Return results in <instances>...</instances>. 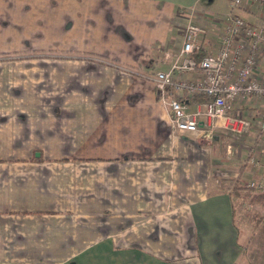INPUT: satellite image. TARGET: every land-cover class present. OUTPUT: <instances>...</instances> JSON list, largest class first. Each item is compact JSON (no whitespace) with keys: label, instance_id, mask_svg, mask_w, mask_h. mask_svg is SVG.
<instances>
[{"label":"crops","instance_id":"1","mask_svg":"<svg viewBox=\"0 0 264 264\" xmlns=\"http://www.w3.org/2000/svg\"><path fill=\"white\" fill-rule=\"evenodd\" d=\"M228 5L0 0V264H264V192L233 187L263 175L264 99L234 102L250 127L220 150L234 133L175 129L151 80L179 11L206 22L210 48ZM233 13L264 27L261 5ZM180 98L204 121V96Z\"/></svg>","mask_w":264,"mask_h":264},{"label":"built area","instance_id":"2","mask_svg":"<svg viewBox=\"0 0 264 264\" xmlns=\"http://www.w3.org/2000/svg\"><path fill=\"white\" fill-rule=\"evenodd\" d=\"M228 1L230 10L219 22L222 31L210 48H203L202 42L210 29L206 22L200 21L192 8L179 11L171 25L181 31L180 39L162 53V61L169 63V68L151 75L167 107L170 124L179 131L209 136L216 127H223L233 133H244L250 127L249 120L231 116L228 110L243 95L264 99V63L262 75L257 72L258 58L264 55V27L233 13L234 9L248 4L264 7V0ZM205 18L211 20V15L206 14ZM195 71L199 72L197 77L187 76ZM181 95L205 97L204 121H198L199 107L194 113L185 111ZM259 130L264 135V113ZM243 186L264 192V169L260 177L245 178Z\"/></svg>","mask_w":264,"mask_h":264},{"label":"rangeland","instance_id":"3","mask_svg":"<svg viewBox=\"0 0 264 264\" xmlns=\"http://www.w3.org/2000/svg\"><path fill=\"white\" fill-rule=\"evenodd\" d=\"M210 19H212V16H211V18ZM140 62L141 63H143V61L142 60H140ZM235 134V133H234ZM231 135L230 137L228 136V137H225L226 139H221V137H219L220 138V145H219V149L221 150L222 148L224 149V150H226V148H230V150L232 151V150H234V148H232L231 146H227L228 144H230L229 142H231V144L232 143H237L238 141H240L241 140V138L240 137H238V136H240L239 134L237 135V133L235 134V135ZM213 135H211V137H212ZM234 136H236V142L235 141H230L231 139V137L232 138H234ZM212 139V138H211ZM211 139H209L208 140V142L211 140ZM230 139V140H229ZM203 140H205L204 138H203ZM229 140V141H228ZM206 141V140H205ZM223 141H228L227 143L226 142H223ZM244 141V140H243ZM243 141H241V142H243ZM211 142V141H210ZM216 144L217 143H215L214 145L213 144H211L212 145V147H213V149H214V152L216 153ZM238 146L239 145H237L236 147H235V149H237L238 148ZM220 153H221V151H220ZM233 158H235V157H233ZM238 159H239V157H237ZM215 175H217V174H215ZM214 175V176H215ZM234 194V193H233ZM240 227H243V226H240ZM246 236H247V234H246V230H243V228L241 229V234H240V238H242V239H244V238H246Z\"/></svg>","mask_w":264,"mask_h":264},{"label":"trees","instance_id":"4","mask_svg":"<svg viewBox=\"0 0 264 264\" xmlns=\"http://www.w3.org/2000/svg\"><path fill=\"white\" fill-rule=\"evenodd\" d=\"M40 56H53V55H51L50 53H43V54H41ZM77 57H86V58H89V59L96 60V61H98V62L106 63V64H108V65H116V66H118L116 63L110 61V60L108 59V57L103 56V55H99V54H95V53H82V54L78 53ZM5 58H7V57H1L0 59H5ZM237 182H238V179H237ZM238 186H240V187H242V188H246V187H244L243 185H240L239 183H238V185H237L236 182H235L234 185H233V187H238ZM247 189H248V188H247ZM249 190H251V189H249Z\"/></svg>","mask_w":264,"mask_h":264}]
</instances>
